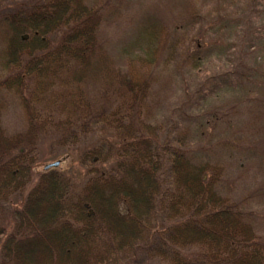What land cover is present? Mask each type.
I'll use <instances>...</instances> for the list:
<instances>
[{"label": "trees", "instance_id": "trees-1", "mask_svg": "<svg viewBox=\"0 0 264 264\" xmlns=\"http://www.w3.org/2000/svg\"><path fill=\"white\" fill-rule=\"evenodd\" d=\"M6 1L0 0V264H264V237L246 202L227 189L225 166L206 148L210 133L194 119L210 98L246 95L247 70L195 80L202 60L187 56L172 72L184 100L178 112L194 125L181 117L158 122L152 68L176 65L191 24L183 37L174 34L162 62L139 59L104 72V0H28L5 8ZM99 75L103 91L92 96ZM195 93L198 101L189 104ZM5 94L23 109L24 125L11 134L1 125ZM210 110L206 115L218 112ZM45 145L74 153L79 173L50 169L34 177Z\"/></svg>", "mask_w": 264, "mask_h": 264}, {"label": "rangeland", "instance_id": "rangeland-1", "mask_svg": "<svg viewBox=\"0 0 264 264\" xmlns=\"http://www.w3.org/2000/svg\"><path fill=\"white\" fill-rule=\"evenodd\" d=\"M27 1L8 0L4 6L9 8ZM103 3L104 21L98 31L103 53L98 58L105 66L104 72L110 68L125 69L139 59L162 62L174 34L183 37L185 27L191 24L176 65L152 68L151 91L158 122L184 119L178 112L184 100L178 98L179 86L172 70L176 71L187 56L194 54L202 60L203 72L195 80L215 74L229 77L233 71L247 70L244 73L251 89L246 95L223 92L196 111L199 116L194 119L196 125L198 121L202 123V131L210 133L206 148L225 166L227 189L246 202L256 232L264 237V0H104ZM161 35L167 39L158 54ZM238 63L241 64L235 67ZM103 86L99 75L98 80L91 82L89 93L99 96ZM5 95L1 125L5 133L11 134L24 125L23 109L13 94ZM199 95L191 94L189 104L197 102ZM213 107L218 112L206 115ZM192 121L185 120L183 125H194ZM44 151L47 154H42ZM66 151L40 146L34 177L43 173L46 165L57 161L61 164L56 170L78 174L74 153Z\"/></svg>", "mask_w": 264, "mask_h": 264}, {"label": "water", "instance_id": "water-1", "mask_svg": "<svg viewBox=\"0 0 264 264\" xmlns=\"http://www.w3.org/2000/svg\"><path fill=\"white\" fill-rule=\"evenodd\" d=\"M59 165H60V162L58 161V162H56V163L46 165L44 169H45V170H48V169H50V168H52V167H58Z\"/></svg>", "mask_w": 264, "mask_h": 264}]
</instances>
